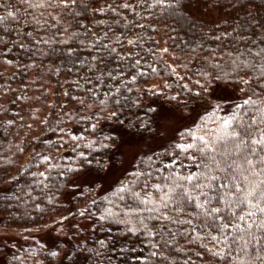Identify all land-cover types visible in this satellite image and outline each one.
Returning <instances> with one entry per match:
<instances>
[{
  "label": "trees",
  "instance_id": "trees-1",
  "mask_svg": "<svg viewBox=\"0 0 264 264\" xmlns=\"http://www.w3.org/2000/svg\"><path fill=\"white\" fill-rule=\"evenodd\" d=\"M0 17V264H264V0H0ZM171 107L196 118L104 188Z\"/></svg>",
  "mask_w": 264,
  "mask_h": 264
},
{
  "label": "rangeland",
  "instance_id": "rangeland-1",
  "mask_svg": "<svg viewBox=\"0 0 264 264\" xmlns=\"http://www.w3.org/2000/svg\"><path fill=\"white\" fill-rule=\"evenodd\" d=\"M227 90H221V95L224 98L231 99L233 96ZM197 114L183 110L182 108H166L160 113V121L158 126V134L152 138H133L126 136L121 145L122 165L117 170H110L108 174L101 178V183L106 188L119 175H122L123 170L131 166L135 159L136 153L140 148L148 150L156 149L174 137L175 133L182 127L189 125L195 120ZM89 181L97 179L95 177H86ZM86 179V180H87Z\"/></svg>",
  "mask_w": 264,
  "mask_h": 264
},
{
  "label": "snow or ice",
  "instance_id": "snow-or-ice-1",
  "mask_svg": "<svg viewBox=\"0 0 264 264\" xmlns=\"http://www.w3.org/2000/svg\"><path fill=\"white\" fill-rule=\"evenodd\" d=\"M62 2H64V3L66 4V3H67V0H62ZM156 2H157V3H164V0H156ZM72 3H73V4L76 3V0H72ZM8 15H9V16H12L13 13L9 12ZM3 19H4V17H0V22H2ZM243 103H244V104H249V103H255V102H254V101H251V99H249V100H245ZM238 107H239V106H238ZM229 127H231V120H230V119H225V120H224V128H225V137H226L227 139H235V138H237V137L240 136V134H239L238 132H236V131L228 132L227 129H228ZM199 139H200L201 141H203V144H204V147L199 149V151H201V153H204V152H206V151H212V152H215V149L212 148L210 145H211L212 143H215L218 139H220V137H214L213 140H212L211 142H209V141H207V140H204V137H199ZM251 142H252L253 144H259V145H261V146H262V150H264V136H262V138H261L260 140H252ZM244 143H245V142H244V140H243V137H240V142L236 145L237 149H239ZM182 147H184V150H187V149H190V148H195V147H197V146H196L195 144H188V145H186V146H182ZM253 152H255L254 149H253ZM210 160H211V164H214V165H216V167L219 168V162L216 160L215 156H212V157L210 158ZM246 163L251 164L252 162H251V160H246ZM198 167H200V165H198ZM205 167H210V165H207V166H205ZM228 167H232V165L229 164ZM195 178H196V174H193V175H189V176L185 177L184 179H187L188 181H192V180L195 179ZM211 179L215 180V179H218V177H215V176H214V177H211ZM226 186H227V185H225V187H226ZM157 187H159V186H157ZM197 187H203V185H197ZM238 190H239V188H238ZM169 191H172V189H170ZM254 196H256V191H255V189H253L252 191H248V192H247V197H254ZM247 197H246V198H247ZM261 197L264 198V192L261 193ZM257 206H258V205H257ZM259 210H260L261 212H264V208H260ZM212 211H213V212H219L220 209H212ZM251 214H252V213H249V215H251ZM240 219L243 220L244 217H240ZM221 227H222V228H226L227 225H222ZM213 239H216V237H213Z\"/></svg>",
  "mask_w": 264,
  "mask_h": 264
}]
</instances>
